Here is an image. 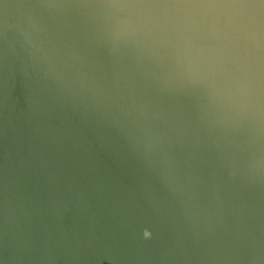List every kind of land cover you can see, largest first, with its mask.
Here are the masks:
<instances>
[{
  "label": "water",
  "instance_id": "95a60500",
  "mask_svg": "<svg viewBox=\"0 0 264 264\" xmlns=\"http://www.w3.org/2000/svg\"><path fill=\"white\" fill-rule=\"evenodd\" d=\"M0 264H264V0H0Z\"/></svg>",
  "mask_w": 264,
  "mask_h": 264
},
{
  "label": "clouds",
  "instance_id": "9594fccd",
  "mask_svg": "<svg viewBox=\"0 0 264 264\" xmlns=\"http://www.w3.org/2000/svg\"><path fill=\"white\" fill-rule=\"evenodd\" d=\"M146 235H147V233H146Z\"/></svg>",
  "mask_w": 264,
  "mask_h": 264
}]
</instances>
